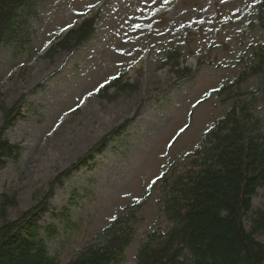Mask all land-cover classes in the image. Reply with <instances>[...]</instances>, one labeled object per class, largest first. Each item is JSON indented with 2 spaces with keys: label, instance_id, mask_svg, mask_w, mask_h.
Listing matches in <instances>:
<instances>
[{
  "label": "rangeland",
  "instance_id": "1",
  "mask_svg": "<svg viewBox=\"0 0 264 264\" xmlns=\"http://www.w3.org/2000/svg\"><path fill=\"white\" fill-rule=\"evenodd\" d=\"M101 1L95 35L88 42L71 53L51 47L77 12ZM260 1L192 0L159 19L154 16L172 0L36 2L19 29L22 36H16L20 44L6 41L0 45V106L12 108L25 96L16 121L4 135L15 146L0 169V208L3 196L14 200L5 207L7 219L18 220L52 190L40 215L38 234L49 257L66 264L80 248L99 246L109 221L128 209L137 222L124 264H135L148 234L170 227L162 213L164 187L152 180L171 162L176 177L184 174L200 148L209 146L202 139L204 129L223 114L231 100L225 93L201 100L224 81H232L243 59L252 55L248 43L264 38L259 27L251 32L246 28ZM216 11L234 23L226 20L217 26ZM154 21L158 24L152 27ZM199 26L202 34L196 44L181 54L182 66H189L193 75L176 81L165 67L162 45ZM204 45L211 49L197 66L187 55ZM124 70L127 80L137 85L134 91L110 83L112 75ZM239 88L249 91L241 99L249 104L256 99L252 112L262 116L261 95L254 94L262 89L261 79L249 78ZM3 119L0 110V127ZM124 122H128L126 128L111 137L102 151L60 186H53L58 175L94 152L102 137ZM143 197L147 198L138 206ZM259 211H264V187L257 189L252 211L243 220L248 232ZM256 239L264 244V234Z\"/></svg>",
  "mask_w": 264,
  "mask_h": 264
},
{
  "label": "trees",
  "instance_id": "2",
  "mask_svg": "<svg viewBox=\"0 0 264 264\" xmlns=\"http://www.w3.org/2000/svg\"><path fill=\"white\" fill-rule=\"evenodd\" d=\"M26 2L31 0H0L1 39L6 31L14 33L17 7ZM91 31L92 21L85 22L66 35L58 47L71 51ZM258 57L262 66L257 64L255 70L263 71L264 53ZM122 86L135 90L133 85ZM24 97L12 108L0 106L4 115L0 127V169L5 164L3 158L12 156L15 148L2 139L3 134L20 113ZM241 110V118L236 117L232 108L220 120L217 132L211 134L215 143L209 154L201 163L195 162L198 170L175 184L166 208L174 226L181 225V228L174 229L166 242L156 248L145 244L139 254L142 264H264V245L256 239L257 235L264 234V211L255 213L249 232L243 223L252 211L256 190L264 186V138L255 131L246 103L241 105ZM104 145L103 141L95 149ZM69 172L58 175L54 184L60 183ZM51 191L13 222L7 219L5 207L13 205L14 200L3 196L0 264H58L48 256L38 236V221L45 212ZM109 229L102 244L85 249L68 264H119L124 248L131 241V233L125 232L122 226Z\"/></svg>",
  "mask_w": 264,
  "mask_h": 264
},
{
  "label": "snow or ice",
  "instance_id": "3",
  "mask_svg": "<svg viewBox=\"0 0 264 264\" xmlns=\"http://www.w3.org/2000/svg\"><path fill=\"white\" fill-rule=\"evenodd\" d=\"M151 2L156 3L157 0H151ZM164 2L167 3V0H164ZM135 27L139 28V25H135ZM113 79H115V77H113ZM103 86L104 85H100V87H103ZM89 95H91V93H89ZM206 95H210V93H206ZM199 103H200V101H197V104H199ZM180 131L183 132L184 129L182 128ZM153 183H155V181H153ZM113 219H115V217H113Z\"/></svg>",
  "mask_w": 264,
  "mask_h": 264
}]
</instances>
